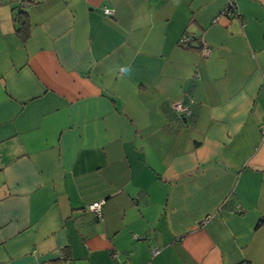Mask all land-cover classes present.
<instances>
[{
  "label": "crops",
  "instance_id": "0c3cea01",
  "mask_svg": "<svg viewBox=\"0 0 264 264\" xmlns=\"http://www.w3.org/2000/svg\"><path fill=\"white\" fill-rule=\"evenodd\" d=\"M263 121L264 0H0V264H264Z\"/></svg>",
  "mask_w": 264,
  "mask_h": 264
},
{
  "label": "built area",
  "instance_id": "2783aa9c",
  "mask_svg": "<svg viewBox=\"0 0 264 264\" xmlns=\"http://www.w3.org/2000/svg\"><path fill=\"white\" fill-rule=\"evenodd\" d=\"M232 7V5L230 6ZM105 15L107 16H113L114 12L112 10L109 9H105L104 10ZM230 12H228V8L222 12V15H229ZM192 42H193V38L188 35L185 34L181 37V39L179 40V46L184 48V49H188L191 48L192 46ZM201 51H202V55L204 57H209L210 53H211V48L204 42H201ZM175 110L181 112V113H185L187 115H191V112L189 111V109L185 106H183L182 104H176L174 106ZM260 132L262 137L264 138V121L260 127ZM105 206V201L101 200V201H97L92 203L89 207H88V211L94 215V217L97 220H102L103 219V207ZM236 212L238 214H244V211L242 209H237ZM207 222V219L205 220V223Z\"/></svg>",
  "mask_w": 264,
  "mask_h": 264
},
{
  "label": "trees",
  "instance_id": "16d2710c",
  "mask_svg": "<svg viewBox=\"0 0 264 264\" xmlns=\"http://www.w3.org/2000/svg\"><path fill=\"white\" fill-rule=\"evenodd\" d=\"M22 1V0H21ZM233 10V7H228V12H230L229 15H225V16H236L234 10ZM219 16H224L222 15V12H221V15ZM17 21L19 23V27L17 29V33L18 35L20 36V38L23 40V42H27V39L29 37V25H28V21H27V13L25 11H21L19 14H18V18H17ZM228 204V200L227 202H225V204L223 205V207Z\"/></svg>",
  "mask_w": 264,
  "mask_h": 264
}]
</instances>
